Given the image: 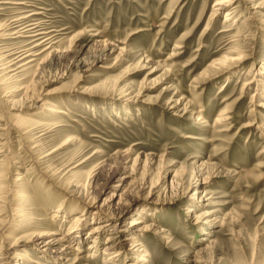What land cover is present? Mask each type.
Wrapping results in <instances>:
<instances>
[{"label":"rangeland","instance_id":"rangeland-1","mask_svg":"<svg viewBox=\"0 0 264 264\" xmlns=\"http://www.w3.org/2000/svg\"><path fill=\"white\" fill-rule=\"evenodd\" d=\"M216 2L0 0V263L107 264L114 225L124 239L136 220L150 230L126 250L143 253L116 264H264V0ZM23 17L52 32L33 58Z\"/></svg>","mask_w":264,"mask_h":264},{"label":"bare ground","instance_id":"bare-ground-1","mask_svg":"<svg viewBox=\"0 0 264 264\" xmlns=\"http://www.w3.org/2000/svg\"><path fill=\"white\" fill-rule=\"evenodd\" d=\"M236 1L237 0H218V2H216L215 5H214L213 17H215L216 14H219V13L223 12L225 9H227L229 7H232V5ZM232 14L229 13V14L226 15V18L224 19L225 22H228V21L231 20ZM12 31H15L12 35H18L19 38L22 37V36H28L32 40V42L34 44H36L34 47H32L30 49H25L26 50V52H25L26 54L32 52V49L38 48L40 46L43 47L45 45H50L51 44L50 42L52 40V37H51L52 35L50 36V34L52 32L47 31V29L44 28L39 22H32V20H28L27 17L20 18L19 21L16 20V22L12 26ZM104 48H105V46H104ZM178 48H180V47L179 46L176 47L175 50H177ZM113 53H114V51H113ZM113 53H112V50H111V52H109V54H113ZM2 54H3V52H2ZM23 55L24 54L20 55L19 58H21ZM242 55L243 54H232V56H230V57H225V59L223 61L214 62L211 65V67H212V69L214 68L216 70L219 67H223V66L230 65V64H232L234 66H237V65L241 64L242 61L245 60ZM28 56H31L32 58L35 57L34 52L30 53ZM35 61L36 60H32L30 62H35ZM8 66H10V65H8ZM13 66H14V64H13ZM4 70H6V68H2L1 72L4 71ZM12 71L14 72V71H16V69L12 70ZM12 71H9V72H12ZM251 82H253V81H250L247 84H250ZM257 106L260 107V108L261 107L264 108L263 105H257ZM222 116L223 117L221 118V120L228 121L227 117H224V115H222ZM0 130H3L1 125H0ZM0 153H1V150H0ZM124 157H126V156L124 155ZM91 189H93V187H91ZM76 190H78L79 194L81 196H84V198L91 199L90 198V188L87 189L86 186H81V187L80 186H76ZM113 197H114V195H113ZM113 197H111V199L109 201H106L105 203H103L99 207H94L95 208V211L93 212L94 216H97L98 219L103 220V222L101 221L102 223H100L99 225H96L95 227H93L91 229L90 233H88V235H87L88 237H90V238H92L94 240V243L97 242V240H99V238L101 237V233L107 232L108 226L110 224H112V226H113V223H111V221H108L109 216L116 215V213H114L115 211H112L113 210L112 209V207H113V205H112L113 199L112 198ZM81 221H82V218L80 216L75 218V223L76 224H79ZM211 221L213 222V219L209 220L208 219V214H207V222H211ZM124 226L125 225L124 224L122 225L121 222L115 224L114 228L111 231V233L106 238V242L105 243H107V245L104 248V253H106V256H107V259H106V263L107 264H116V263H119L120 261L128 259V255L126 253L129 252V251L134 253V254H136V255H139L140 252L143 253V249H142L143 245L140 244V243H138L137 245L133 244V247L136 248V249H133V250H128L127 251L126 247L129 244H131L132 241L137 240L139 234H142L144 232L149 231L150 227H143V226H141V222L134 220L130 224V226L132 227L131 230L127 231V235H126V237L124 239H121V237H122V236H120L121 233L126 232V231L122 230V227H124ZM73 231L74 230H71L70 238H68L67 243L69 242L70 245H72V242L76 241L77 244L80 245V243H82V241L84 239L83 235L80 232L81 230L80 229H76L75 232H73ZM51 232H46V231L42 232L41 235L38 236V238L41 239L43 236H47V235L55 236V234H57V232H52V233ZM75 234H77V235H75ZM65 242H66V239L64 237L63 238L57 237V239L54 240V241L53 240L46 241L44 246H47V247H45V250H47L48 252H50L52 254H56L55 256H58V257L61 258L62 256H65V254L67 253V250L71 248V246H66L67 247L66 248L65 247L66 244H64ZM76 249L78 250V248H76ZM14 258L16 259L17 257H15V256L14 257H7V256L5 257L4 256V257L1 258V263L0 264H12L13 261L15 260ZM4 260H9V261H4ZM76 261H77V258H76ZM141 262H147L146 258L144 256H140L138 258V261H130L127 264H139ZM191 263L197 264L198 261H192ZM36 264H44V263H42L40 261H36Z\"/></svg>","mask_w":264,"mask_h":264}]
</instances>
